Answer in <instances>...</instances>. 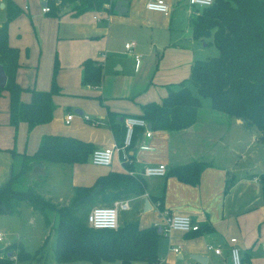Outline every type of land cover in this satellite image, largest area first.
<instances>
[{
  "label": "crops",
  "instance_id": "obj_1",
  "mask_svg": "<svg viewBox=\"0 0 264 264\" xmlns=\"http://www.w3.org/2000/svg\"><path fill=\"white\" fill-rule=\"evenodd\" d=\"M14 1L23 9L9 21L7 27L9 43L19 50V66L15 76L17 83L24 88L48 90L52 62L56 58L58 70L55 82L60 92L53 96V118L28 131L24 121H20L16 127L9 124L8 93L0 91V185L15 170L16 159L20 163L22 153H33L44 134L71 135L92 142L95 148L111 146L115 143L111 129L103 124L85 123L80 115L93 113L96 118L105 121L108 109L116 114L120 123L121 117L126 115L138 116L143 104L160 101L173 86L186 81L191 65L197 59L194 53L195 38L189 25V19L196 11L189 10L181 33L178 30L174 32L172 23L164 19L169 16L171 3L174 6L180 0H165L169 6L167 14L148 10L145 7L148 0H119L125 8L121 13L132 7L133 16L118 18L105 11L107 21L99 22L95 14L97 11H87L91 13L92 20H98L97 26L82 18L87 12L75 16L62 8L56 15H49L42 12L41 0ZM5 12L4 0H0V25ZM153 16L161 23L151 21L150 17ZM187 39L190 48L183 50ZM129 41L134 42L132 51L141 57L145 56L139 53L143 48L156 52V55L158 53L160 57L165 55V62L152 75L154 78L142 86H138L132 75L119 73L124 63L117 52L121 42L125 44ZM85 58L95 59L101 64L102 76L97 86L81 82V62ZM139 61L137 68L133 64L134 71L140 69L146 75L147 61H142V58ZM120 76L124 82L119 80ZM136 88L138 91H135ZM29 96L24 91L21 99L26 101ZM72 107L79 117L71 113ZM67 113L73 114L68 123L65 122ZM197 118L192 125L180 130L150 129L149 136H145L142 129H137L133 144L127 151V159L124 161L119 153H115L107 169H98L89 164V154L85 163H73L75 179L72 185L91 184L108 169L122 171L124 162H127L135 174L144 178V192L118 199L129 200L128 210L130 203L133 204L132 209L136 211L135 218L140 226L160 224L165 212L189 214L198 224L208 225L197 234L171 231L168 235H160L157 264H202L192 258L193 254L207 256L205 264H230L227 255L230 237H236L244 264H264V250L259 246V242L264 240V201L261 181L257 180L260 173L239 177L237 168L232 166L233 159L229 158L236 145L246 149L254 144L258 140L257 134L253 132V126L245 124L240 118L217 117L201 121ZM141 145L147 148H140ZM193 160L209 162L196 184L182 182L171 174L162 177L141 174L148 165L165 163L169 170ZM80 180L86 184L80 183ZM227 182L230 185L225 189ZM146 198L149 207L144 210ZM124 218L125 212H121L119 221ZM176 245L180 246L177 253L171 250ZM207 245L221 246L222 256L208 250ZM2 252L0 249V255ZM140 263L147 264L144 261H134L132 264Z\"/></svg>",
  "mask_w": 264,
  "mask_h": 264
},
{
  "label": "trees",
  "instance_id": "obj_2",
  "mask_svg": "<svg viewBox=\"0 0 264 264\" xmlns=\"http://www.w3.org/2000/svg\"><path fill=\"white\" fill-rule=\"evenodd\" d=\"M47 3L50 9L46 13L49 15H56L59 7L67 6L71 14L77 16L87 11L114 12L115 0H60L59 3L49 0ZM4 7L6 14L0 25V65L6 81L0 91L6 90L8 93L9 124L16 127L20 121H24L29 131L53 118V96L60 92L55 82L58 63L55 58L48 90L24 88L17 83L15 76L19 66V50L9 43L7 27L9 21L23 9L14 0H4ZM195 11L189 19L193 38L204 40L211 36L218 55L195 60L189 77L178 84V89H170L159 102L143 104L138 116L150 123L149 129L180 130L195 122L201 106L200 97H208L212 109L254 126L259 131L258 140L264 143V0H214L211 5ZM81 66L82 84L99 85L101 64L95 59L85 58ZM187 81L194 86L196 94L189 89ZM25 90L30 94L26 101L21 99ZM104 125L111 129L117 145H121L123 125L116 114L108 109ZM94 148L90 141L49 133L41 136L33 153L21 154L17 171H12L0 185V214L12 213L22 203H27L41 215L48 235L33 251L17 243L15 251L0 255V264H38L44 257L49 232L54 235V245L49 261L42 264H51V261L54 264L78 261L90 264L104 261L119 264L158 262L157 246L162 234V230L157 231L158 225L140 226L136 220L124 218L116 229H94L88 226L87 217L83 220L78 214L82 201L93 194L108 204L114 199L144 192V178L135 174L127 162H124L122 171L108 169L91 184L73 186V193L66 203L51 200L37 186H30L26 182V174L32 165L46 162L66 165L85 163ZM119 155L122 158L121 152ZM208 165L209 162L204 160H193L171 167L166 175L171 174L182 182L196 184L202 170ZM259 177L264 201V173ZM226 184L225 189L230 185L228 182ZM207 226L199 224L198 230L192 232L197 234Z\"/></svg>",
  "mask_w": 264,
  "mask_h": 264
},
{
  "label": "rangeland",
  "instance_id": "obj_3",
  "mask_svg": "<svg viewBox=\"0 0 264 264\" xmlns=\"http://www.w3.org/2000/svg\"><path fill=\"white\" fill-rule=\"evenodd\" d=\"M41 6V5H40ZM64 9H68L67 6H61L59 7V11ZM137 8V7H136ZM140 7H138V10ZM190 9H195L193 6H191L188 2V0H180L175 2L174 6L171 3L170 5V13L169 16L164 17L165 20H169L172 23V30L176 32L177 30L181 33V28L185 27V22L187 19V15ZM133 12V8L130 7L129 10H127L124 13H117L115 10L114 12H111L113 16H116L118 18H130L133 15L131 14ZM141 15L142 12L138 11ZM94 13V12H93ZM137 13V12H136ZM95 14L98 16L99 22L107 21V13L105 11L101 12H95ZM82 18H85V22L92 23L93 25L97 26V21L91 19V13L87 12L82 16ZM115 17L112 18L114 20ZM150 20L153 21L155 24H160L161 20L158 19L156 20L153 17H150ZM98 22V23H99ZM193 42L195 43V54H196V60L200 59H206L210 57H214L218 55V50L213 43L212 37H208L204 40L200 39H193ZM185 48H190V41L187 39L185 43L183 44ZM135 51V50H134ZM145 55L142 58V61L145 60L147 61V66L145 68V73H141L140 69L135 72L133 68V64L135 65V68L138 67L139 62H135L133 60V54L134 52L127 51L124 48L123 42H121L120 45V50L117 52V56L120 57V59L124 63L123 69L119 72L122 75H132L136 79V83L138 86H142L146 84L148 81H151L154 77V75L161 67L163 61L165 62L164 58L165 55L162 52H159V54H163L162 57H160L156 52H150L149 50H145L143 48L141 52ZM56 57V56H54ZM140 58V59H141ZM53 66L54 63L52 62V71H51V78H52V73H53ZM161 72V71H160ZM113 74H116L113 72ZM153 77V78H152ZM106 81H109V78L105 77ZM120 81L124 82V78L122 76L118 77ZM143 78H146L143 81ZM188 78V76H187ZM185 78V79H187ZM183 79V80H185ZM187 86L189 89L192 91L193 94H196L194 86L190 82H186ZM178 86H173L171 90H176L178 89ZM6 91V90H4ZM135 91H138L137 88ZM25 92H28V90H25ZM30 95V94H29ZM157 99V98H156ZM159 102V100H156ZM201 101V106L199 107L198 110V118L197 120H206V119H217V117H226L230 118L232 116H228L227 114L221 113L219 111H216L211 108L210 106V99L208 97H200ZM71 113L74 114L75 117H79V114H77L74 111V108H71ZM64 112V111H62ZM84 114V113H83ZM80 115L81 119L85 123H90V121H87L82 118V115ZM91 119H99L96 118V115L93 113L87 114ZM100 120V119H99ZM101 122L104 120H100ZM104 125V123H101L99 125ZM93 125V124H92ZM253 132L257 134V137L259 135V131L253 126L252 127ZM244 147V146H243ZM239 146H235L233 153L231 154V163L234 168H237V176L243 177L250 175L252 176L253 174H261L264 173V143L257 140L254 144H250L248 148H243ZM242 148V149H240ZM17 162L14 165L15 170L20 166L19 159H16ZM90 162V160H88ZM215 162H217V159H215ZM234 162V164H233ZM89 164H92L91 162ZM93 165V164H92ZM73 165H66V164H61V163H55V162H46L44 164H35L32 165L30 170L26 174V182L30 186H37L39 191L42 192L45 196L49 197L51 200L59 202V203H66L69 201L72 193H73V185L72 181H74L75 177L73 174ZM95 166V165H94ZM88 168V166H87ZM95 168L98 169H107L108 167H102V166H95ZM259 174V176H260ZM244 177V178H245ZM258 181H260V177L257 178ZM81 181V180H80ZM79 181V182H80ZM74 183V182H73ZM82 184H86L84 182H80ZM106 202L102 201L100 196H97L95 194L91 195L90 197L84 199L81 203V205L78 207V214L80 215V219H85L87 217L88 211L96 206V205H104ZM132 203H130V210L124 211L125 212V218H129L130 220H136V211L135 209H132ZM16 211L12 213H7V214H0V231L3 234L2 239L0 240V249L3 251L1 255L6 254V252H11L15 251L17 243H21L23 247L26 250L33 251L35 248L40 246L46 237L48 235V230L43 227L42 224V218L40 217L41 215L32 210L31 206L27 203H22ZM53 218V216H51ZM164 235H168L165 233H162ZM161 234V236H162ZM262 239H264V234H262ZM6 246L8 242H10ZM261 242H264V240H261ZM54 245V235L49 232L48 236V242L46 247L44 248V257L41 262L38 264L46 263L49 261V258L52 253V248ZM5 247L6 250H5ZM264 250V247H262ZM142 262V261H140ZM34 264V263H32ZM51 264H54L51 261ZM70 264H90L89 262H83V261H78V262H71ZM102 264H118L112 263V262H103ZM144 264V263H140Z\"/></svg>",
  "mask_w": 264,
  "mask_h": 264
},
{
  "label": "built area",
  "instance_id": "obj_4",
  "mask_svg": "<svg viewBox=\"0 0 264 264\" xmlns=\"http://www.w3.org/2000/svg\"><path fill=\"white\" fill-rule=\"evenodd\" d=\"M49 0H41L42 12L49 11ZM59 3L60 0H55ZM214 0H188L189 4L195 8V10H201L212 4ZM145 7L148 10L162 12L167 14L169 12V6L165 0H148L145 3ZM97 18L96 15L93 16ZM133 41L126 42L124 48L127 51L133 52ZM135 62H139L140 54H133ZM73 114L67 113L65 116V122L68 123ZM82 118L90 121L93 125H99L101 122L98 119H91L87 114H83ZM123 125V139L121 145H117L115 142L111 146L94 148L89 155L90 162L95 166L109 167L112 163L115 153H122V160H126L128 157V149L133 144V137L135 130L142 129L145 136H149L151 130L147 126V122L144 118L137 115H126L122 119ZM140 148H147L145 145H141ZM167 167L165 163H158L155 165L145 166L141 172L144 176H165ZM129 209L128 199H114L109 204L96 205L92 207L87 215V224L94 229H116L119 225V214ZM162 233L169 234L171 231L180 232H192L199 228L198 222L192 219L189 214L185 213H168L165 212L160 224ZM3 234L0 232V240ZM259 246L264 247V242H261ZM208 250H212L215 254L222 256L223 250L221 246H206ZM180 246L176 245L171 247V250L175 253L179 252ZM227 255L230 264H244L241 256L240 248L237 245L236 237H230L228 239ZM157 264V263H156Z\"/></svg>",
  "mask_w": 264,
  "mask_h": 264
},
{
  "label": "water",
  "instance_id": "obj_5",
  "mask_svg": "<svg viewBox=\"0 0 264 264\" xmlns=\"http://www.w3.org/2000/svg\"><path fill=\"white\" fill-rule=\"evenodd\" d=\"M114 10L117 11L118 13H121L122 11L125 10V8L121 5L120 1L117 0L114 4ZM5 81H6V75L3 71L2 66L0 65V87H3L5 85ZM77 112V110H76ZM79 113H81V110H78ZM123 117H121V121H122ZM147 126L150 127V123H147ZM149 207V202L148 199L146 198L144 200V210H146ZM157 231L160 232L161 231V226H158ZM10 253L8 252V255ZM192 258L196 259L197 261L201 262L202 264H205L206 260H207V256L205 255H201V254H193Z\"/></svg>",
  "mask_w": 264,
  "mask_h": 264
}]
</instances>
